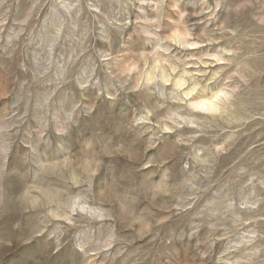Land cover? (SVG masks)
Here are the masks:
<instances>
[{"label": "rangeland", "instance_id": "1", "mask_svg": "<svg viewBox=\"0 0 264 264\" xmlns=\"http://www.w3.org/2000/svg\"><path fill=\"white\" fill-rule=\"evenodd\" d=\"M0 264H264V0H0Z\"/></svg>", "mask_w": 264, "mask_h": 264}, {"label": "bare ground", "instance_id": "2", "mask_svg": "<svg viewBox=\"0 0 264 264\" xmlns=\"http://www.w3.org/2000/svg\"><path fill=\"white\" fill-rule=\"evenodd\" d=\"M203 103H204V104H203ZM203 103H202V104L204 105L205 108L213 109V107H214L213 104L210 103V101H209V102H203ZM202 104H201V105H202ZM216 106H217V105H216ZM201 107H203V106H201ZM205 108H203V109H205ZM214 111H215V110H214Z\"/></svg>", "mask_w": 264, "mask_h": 264}]
</instances>
